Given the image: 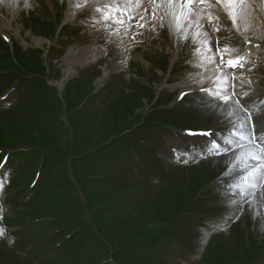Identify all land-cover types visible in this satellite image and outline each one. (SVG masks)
<instances>
[{
	"label": "rangeland",
	"instance_id": "1",
	"mask_svg": "<svg viewBox=\"0 0 264 264\" xmlns=\"http://www.w3.org/2000/svg\"><path fill=\"white\" fill-rule=\"evenodd\" d=\"M87 1L67 0L68 4L65 0H28L26 7L23 0H6L8 9L0 13L6 15L0 17V28L10 39L6 43L0 36V70L14 68L15 82L29 76L40 79L42 75L47 85L61 82V86L56 85L59 89L48 86L52 87L51 94L43 97L49 102L27 101L30 110L34 106L32 113H28V108L0 113V147L30 148L23 152L26 155L12 156V167L15 160L19 161L15 171L7 176L0 199V228H12L9 234L0 236V264H95L100 253L104 254L99 255L100 264H264V193L255 192L243 200L230 194L232 188L224 180L227 182V175L232 173L228 175L232 176L229 184L234 185L237 168L233 160L224 162L217 160L222 157L212 159L211 155H206L205 160L199 155L195 160L197 150L188 159L175 155V159H169L177 148L182 152L198 141L188 139L180 128H214L218 135L229 128V117L219 122L218 113L203 114L195 105L199 97L209 99L204 97L206 87L201 94L195 93L196 101L194 96L185 97L180 107L161 112L180 102L174 99L176 94L189 85L184 81L192 68L188 67L192 47L193 57L198 55L197 41L192 40L190 30L194 23L187 25L182 21L173 30L156 23L155 15L147 23L149 26L118 25L127 41L136 42L127 54H140L141 59L133 61L131 57L127 75L120 71L107 76L103 89L109 91L107 96L112 92L113 98L108 97L100 109H91L98 95L89 96L94 92L96 79L102 76V68L110 69L114 62L119 63L118 55L126 50L97 53L96 49L94 58L102 57L99 63L81 65L85 53L72 50L80 40L84 42L85 29L78 23L75 27H62L67 13L74 11L79 15L90 8L85 6ZM77 2L82 6L76 7ZM86 17L87 13L82 16ZM215 34L219 35L220 44L238 47L247 66L248 73L243 78L229 69L233 81L245 80L255 73L259 88L254 92L259 94L260 90L263 94L264 35L247 44L236 33ZM226 34L232 43L241 42L226 45ZM97 36L93 38L104 40L99 33ZM234 36L238 38L235 40ZM36 38L43 44L38 45ZM255 43L258 44L252 49L257 54L258 70L250 67L251 60L245 58V52ZM180 44L181 50H175ZM13 46L39 52L33 58L28 57L30 53L26 56L19 51L14 55ZM122 46L125 47L123 43ZM169 54H175L174 59L170 60ZM69 68L78 70V76L61 81ZM114 79L125 83L129 79L127 87L112 86ZM36 82L42 84L41 80ZM18 97L15 95L14 100ZM215 101L200 103L209 106ZM82 102L83 110L89 113L78 110ZM7 107L0 102L1 112ZM229 109V114L235 113L236 117V109ZM261 115L258 129L264 128V114ZM231 150L226 151L227 155ZM246 150L251 151L241 152ZM243 156L239 155L238 160ZM158 175L159 182L152 181ZM65 228L79 230L77 249L67 255ZM83 236L98 254L87 249L74 260ZM159 237L165 238L166 247L162 244L150 248L151 243L147 246L151 241L157 243ZM175 244L182 245L171 248ZM103 246L104 250L99 251ZM146 249L149 251L145 253ZM67 258L72 260L66 261Z\"/></svg>",
	"mask_w": 264,
	"mask_h": 264
},
{
	"label": "bare ground",
	"instance_id": "2",
	"mask_svg": "<svg viewBox=\"0 0 264 264\" xmlns=\"http://www.w3.org/2000/svg\"><path fill=\"white\" fill-rule=\"evenodd\" d=\"M24 2L27 3L28 0H23V3ZM104 5H111V6L118 5L120 7L126 6L129 9H131L132 13L130 12V14L132 16L134 14L140 17V19L141 17H143L141 21H143L144 24L145 23L147 24L151 20V17H154L156 15L157 17L156 19L154 18V20L159 25H163V24L168 25L173 30L175 28H178L176 20L171 15L166 14L170 11V6L166 3V0H164V2H162L159 5V7L151 3L150 0H140V6H135L136 5L135 0H88L85 6L86 8L90 7L94 9L97 8L100 9V7H103ZM175 7L179 8V5H176ZM153 8H156L155 13L153 12ZM193 8L196 14L192 17L191 20L185 22L187 23V25L194 23L192 27L190 26L192 28L190 30L192 32L191 34L192 40L197 41L196 44L198 45V48L196 50L198 55L192 57L193 59L190 61L192 68L189 69L188 72L190 73L187 74V78L184 81L186 84L189 85L185 86L186 88H184L182 91H190V93L193 94L200 92L201 94V92H203V88L206 87L208 89V92L204 97L206 99L215 97L216 101L215 103L212 102V104L211 103L208 104L209 106L206 105L203 106L200 102H196L198 103L201 112L203 114H208L213 112L218 113L219 122L223 121L222 118L229 117L230 120L227 121V124L231 125V130L233 131L236 130V132H238L239 129L243 128L244 123L242 124L240 116L242 117L244 116V114H240L238 112L239 110L236 107V105L233 103L231 104L229 91L231 88H233L234 91L233 94L236 95L235 99L240 101L242 105H247L245 101L257 94V92L254 91L257 90V85H259L256 81L258 75L255 73L249 74L246 76L247 80L245 79V81L240 82L238 80L239 82H235V81L232 82L231 79L234 76L233 75L231 76V72H229V69L233 67H229L226 61L229 59L235 60L237 57H243V56L242 54L239 53L240 49H238V47L235 46V48H232L233 47L232 45L231 47V46H225L223 43L220 44V42L218 41L219 35L215 36L214 34L217 33L221 35L223 33H233V34L236 33L241 38H243L242 42L244 43L249 44L251 43L252 40L256 41L257 36L264 35V0H245L244 9L245 12L247 13V16L246 18L241 17V19H239L235 25L233 24L232 18L228 15L226 5L218 3V0H205V3L203 4H199V3L194 4ZM7 9L8 8H6V0H0V13L3 12L6 13ZM135 12H137L138 14H135ZM72 13H74V11L73 12L70 11L69 14ZM1 16L6 18V15L0 14V17ZM161 16H163V19H160ZM209 16L218 17L219 19L212 20L210 23ZM92 17L93 20L100 21V19L97 16H95L94 13ZM197 20L199 21V24L196 23ZM181 24L182 21L180 23V26ZM95 26L97 25L95 24ZM98 26L104 27L102 24ZM185 27L188 28L189 26H185ZM217 28L219 29V31L216 30ZM0 32L5 34V31L2 28H0ZM87 34L88 35L93 34L91 36L92 38L95 36L99 37L97 36L98 33L96 32L94 33L89 31ZM227 35L228 34H226L225 36ZM105 39L106 38H104V40ZM35 41L38 45L43 44V41H41L40 38L39 39L36 38ZM121 45L122 43H118L115 44V47L121 48L122 47ZM181 48L182 47L180 44L175 48V50L180 51ZM225 48L228 49L229 51L227 52L223 51V49ZM118 51L120 52L121 49ZM122 51H124V49H122ZM169 51L167 50L168 53ZM169 57L170 60L174 59L175 54H169ZM221 57H223V59H221ZM133 58L141 59V55L140 54L135 55L133 56ZM89 61L90 59L88 60V62ZM242 62H244V60H241V63ZM214 67H217L218 69H214ZM207 68H210V70H208ZM116 71L126 72L127 68H125L124 65L122 64L120 65V63H113L112 68L103 70L104 75L102 76V78H100V80H98V83L95 82L94 85L98 87V84L102 80L107 79L108 78L107 76L111 75L112 73H115ZM76 74H77V70L73 68H69L66 70L64 78L61 81L64 82L66 79H72L73 77H75ZM56 85L61 86V82H57ZM245 88L246 90H243ZM222 97H226L227 99L224 100ZM258 99L259 98H256L254 100L258 102ZM263 102L264 100L260 101V103ZM231 106L236 109V117H235V113L229 114L228 108H231ZM261 114H264V112L260 113V116ZM233 118H237V119H233ZM231 137H232L231 139L237 140L233 136ZM235 147H230L232 149L230 151V155L217 160H222L224 162L228 160H233L234 164L237 163L239 161L238 160L239 155L237 154L242 152L241 150ZM252 148L254 149L253 150L254 154L261 153V151L258 148L256 147H252ZM228 153L229 152H226L225 155H227ZM250 167L251 166H249L248 168ZM252 167L253 169L251 172H253L254 170L256 172L254 166ZM239 169H241V167ZM242 169L244 168L242 167ZM245 177H247V174H243V172H239L238 174L233 176L232 181L234 184L237 183L239 185L244 182L243 179H245ZM260 180L261 178L258 177L257 175L254 176V178L251 179L250 185H253L254 183H256V185L255 187H252L249 191H253L256 187H258ZM229 183L231 184L232 182ZM247 189L248 188H245L242 191L247 192L248 191ZM258 192L264 193V187L263 188L261 187L260 189L258 188ZM242 203L243 202H239V204Z\"/></svg>",
	"mask_w": 264,
	"mask_h": 264
},
{
	"label": "snow or ice",
	"instance_id": "3",
	"mask_svg": "<svg viewBox=\"0 0 264 264\" xmlns=\"http://www.w3.org/2000/svg\"><path fill=\"white\" fill-rule=\"evenodd\" d=\"M151 3L159 5L164 2V0H150ZM136 6H140V0H135ZM166 3L170 6V11L166 14L171 15L177 22V26H180L181 21H188L191 20L192 17L196 14L194 12L193 5L196 3L203 4L205 3V0H166ZM218 3L224 4L227 7L228 15L232 18L233 24L235 25L241 17L246 18L247 13L245 12L244 9V3L245 0H218ZM179 5V8H176L175 6ZM25 6H29L27 3ZM76 7H81L82 5L77 3L75 5ZM105 8L104 16L106 21H111L113 20L112 12L109 10L111 9V5H104ZM116 11H119V6L117 5L115 8ZM96 12H100L101 9L97 8L95 9ZM156 8H153V12L155 13ZM143 19V17H141ZM160 19H163V16L160 17ZM219 19L218 17H212L209 16V21L211 23L212 20ZM117 24L123 25L125 21L123 19H120L117 17L114 21ZM197 24H199V21H196ZM142 26V25H140ZM219 31V29H216ZM7 39V37H5ZM223 51L227 52L229 51L228 49H223ZM223 59V57H221ZM241 60H243V57H237L235 60L229 59L226 61L227 65L229 67H237V66H243L241 64ZM185 95L182 93V96ZM227 99V98H225ZM205 135H210V133H204ZM214 147H219L218 145L214 144ZM260 151L264 153V148H261ZM256 158V157H253ZM249 175H255V170L253 172H250ZM4 235V229L0 228V236Z\"/></svg>",
	"mask_w": 264,
	"mask_h": 264
}]
</instances>
